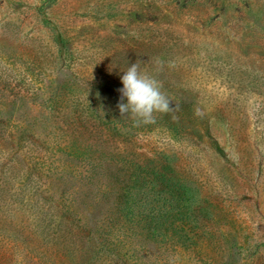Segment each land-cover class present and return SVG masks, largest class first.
Returning <instances> with one entry per match:
<instances>
[{"label":"rangeland","instance_id":"1","mask_svg":"<svg viewBox=\"0 0 264 264\" xmlns=\"http://www.w3.org/2000/svg\"><path fill=\"white\" fill-rule=\"evenodd\" d=\"M0 264H264V0H0Z\"/></svg>","mask_w":264,"mask_h":264},{"label":"clouds","instance_id":"2","mask_svg":"<svg viewBox=\"0 0 264 264\" xmlns=\"http://www.w3.org/2000/svg\"><path fill=\"white\" fill-rule=\"evenodd\" d=\"M142 64L143 61L137 59L122 70L123 87L118 90L121 94L117 104L120 115L131 119L135 126L155 124L157 113L168 114L172 110L171 101L162 91L159 80L144 70Z\"/></svg>","mask_w":264,"mask_h":264}]
</instances>
